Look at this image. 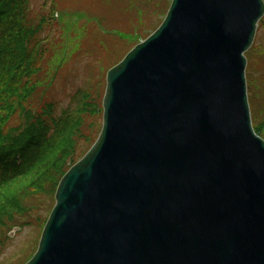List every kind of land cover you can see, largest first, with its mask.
Here are the masks:
<instances>
[{"label": "water", "instance_id": "obj_1", "mask_svg": "<svg viewBox=\"0 0 264 264\" xmlns=\"http://www.w3.org/2000/svg\"><path fill=\"white\" fill-rule=\"evenodd\" d=\"M264 0H173L107 74L103 129L26 264H264L244 52Z\"/></svg>", "mask_w": 264, "mask_h": 264}, {"label": "trees", "instance_id": "obj_2", "mask_svg": "<svg viewBox=\"0 0 264 264\" xmlns=\"http://www.w3.org/2000/svg\"><path fill=\"white\" fill-rule=\"evenodd\" d=\"M34 16L31 0H0V256L11 229L30 226L25 218L39 213L42 201L48 205L42 214L50 212L64 173L101 128L102 96L96 98L95 90L78 92L64 108L40 97L47 91L43 67L51 49L41 33L51 21L39 23ZM16 111L23 121L10 126ZM45 219L37 217L39 229Z\"/></svg>", "mask_w": 264, "mask_h": 264}, {"label": "rangeland", "instance_id": "obj_3", "mask_svg": "<svg viewBox=\"0 0 264 264\" xmlns=\"http://www.w3.org/2000/svg\"><path fill=\"white\" fill-rule=\"evenodd\" d=\"M170 0H31L35 14L33 20L48 21L50 9L58 7L59 17L46 24L41 36L51 46L47 63L43 69L46 93L40 97L59 102V108L71 104L73 95L81 89L95 90L103 95L106 73L118 63L137 42L145 39L162 20ZM44 18V19H43ZM33 21V22H34ZM42 23V24H43ZM51 25V26H50ZM53 38V39H51ZM52 40V41H51ZM48 44V45H49ZM248 63L246 75L252 124L256 130L264 126V24L259 25L255 42L246 52ZM51 81V83H49ZM98 91V92H97ZM34 102L33 107H35ZM17 113V111H16ZM14 114L8 125L17 126L23 120ZM102 124L100 120L99 125ZM264 136V130H260ZM39 213L27 216L30 226L22 227L1 254L0 264H18L36 246L35 223ZM23 219V220H25ZM22 220V222H23Z\"/></svg>", "mask_w": 264, "mask_h": 264}]
</instances>
